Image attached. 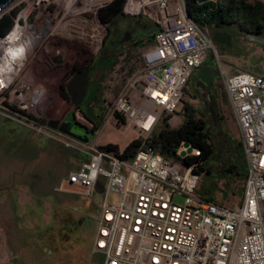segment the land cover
Here are the masks:
<instances>
[{
  "label": "built area",
  "instance_id": "built-area-1",
  "mask_svg": "<svg viewBox=\"0 0 264 264\" xmlns=\"http://www.w3.org/2000/svg\"><path fill=\"white\" fill-rule=\"evenodd\" d=\"M112 1L13 0L3 13L10 6L22 3L25 7L0 36V90L13 82L31 58L32 53L22 54L19 37L25 34L31 37V52L33 43L44 35L96 52L108 27L98 12ZM121 9L125 16L149 21L156 30L141 51V73L119 89L106 110L108 115L121 114L146 136L162 112L175 110L194 69L216 49L208 29L188 14L184 0H122ZM29 14L33 16L30 24ZM23 25L30 31L16 30ZM21 60L23 67L17 72L7 70ZM219 72L240 132L246 173L241 202L228 207L199 196L200 177L192 166L165 158L152 148L125 159L90 140L79 142L76 148L86 157L56 190L75 186L91 196L96 180L104 178L90 248L93 255L101 256L99 264H264V66L258 74ZM136 80L141 82L139 105L133 104L129 91ZM33 123L37 133L43 127L57 132L49 125ZM198 153L192 149L179 155ZM111 191L121 197L111 200ZM176 195L181 202L174 199Z\"/></svg>",
  "mask_w": 264,
  "mask_h": 264
},
{
  "label": "rangeland",
  "instance_id": "rangeland-1",
  "mask_svg": "<svg viewBox=\"0 0 264 264\" xmlns=\"http://www.w3.org/2000/svg\"><path fill=\"white\" fill-rule=\"evenodd\" d=\"M24 5L21 3L19 6H10L7 10L10 9L9 12L16 10L13 16L15 18L24 9ZM26 21L30 24L33 16L29 14ZM246 24L252 29L256 27V24H261V31L255 33L253 38L241 39L235 23L226 25L225 31L229 35V44L214 42L211 34L213 28H209L216 53L208 54L206 62L210 63L215 70L214 94L209 101L204 98L205 93L200 97L198 89L200 84L190 78L181 101L175 110L169 113L170 116L166 120L169 127H178L182 124L185 119L184 102L192 104L203 112L212 131L215 151L210 159L213 171L203 174V185L197 188V193L202 197L212 196L217 202L228 207H234L241 202L242 196L231 192L237 191L241 183L233 184L227 179V183L224 184L223 175L218 172L225 163L234 164L236 170L241 172H244L245 165L243 152L238 143L239 129L219 71L225 69L227 75L238 71L254 74L262 72L264 10H259L253 19L246 21ZM150 26V22L141 17L124 15L108 24L103 44L96 52L93 48L82 47L63 38L44 35L42 40L35 42V45L33 43L31 47L32 53L39 49V56H37L39 81L34 78L32 68H24L8 87L0 90V222L5 223L6 236L9 240H14L13 230L18 236L22 253L27 257L26 264L51 262L54 264H99L102 261L100 255L91 253V245H82L80 238L75 236L86 217H90L95 226V219L99 216L103 200L102 194L93 191L91 196H85L75 186H68L60 191L55 189L59 186L60 179L66 178L70 170H74L76 157H86L85 152L77 150L76 146L80 147L79 142L63 136L58 130L53 132L43 127V132L37 133L31 127L33 122L50 126L51 118L61 116L68 107L59 94L60 81L42 78L41 70L45 67V61L49 57H55L62 65L64 58V64L68 66L82 57L96 58L97 68L93 72L91 85L92 94L95 93L94 99L92 98L94 101L90 100L87 111L89 116H93L95 112L102 111L97 105L102 106L104 119L100 127L92 132V135L88 134L87 138H90V142L95 146L112 143L122 150L133 138L144 137L145 134L141 133L129 120L119 122L115 116L107 114V105L113 101L119 89L126 83V79L133 76L137 69L132 66V75L123 74V65L127 64L129 55L122 54L134 44L130 42L128 46V44L120 43L116 46V40L118 41L124 31H128L134 39L143 40L139 48L141 53L148 45L147 36L151 33L148 31ZM57 48H60V54H56ZM120 50L121 55L118 53ZM109 57L111 61L113 59L117 61L112 68L105 65V60ZM25 63L26 65L37 64L36 56L28 57ZM131 63H135L140 67H138L139 71L141 70V58H136ZM136 73L137 71L134 75ZM21 78L32 81L29 86L21 89L24 91L22 94V91L16 87ZM140 84V80H136L135 85L129 90L134 105H139L141 101L137 91ZM37 87L43 91L44 96L43 100L35 105L33 97ZM19 94L23 96L20 100ZM209 104L213 113H210ZM166 115L167 113H161L153 131L156 132L164 126L163 118ZM76 116L79 120L88 122V119L78 111ZM87 124L93 126L91 121ZM175 162L179 163V161ZM228 174L227 169L224 175ZM21 177L27 182L21 180ZM37 182L39 186L32 189L31 187ZM120 197L119 193L113 191L109 193L111 200ZM174 199L177 202L182 201L179 195H176ZM6 201L7 208L3 206Z\"/></svg>",
  "mask_w": 264,
  "mask_h": 264
},
{
  "label": "trees",
  "instance_id": "trees-1",
  "mask_svg": "<svg viewBox=\"0 0 264 264\" xmlns=\"http://www.w3.org/2000/svg\"><path fill=\"white\" fill-rule=\"evenodd\" d=\"M185 6L190 17L200 26L207 29L214 26H219L220 23H235L240 29H252L246 24L258 13L259 10H264L263 4L258 0H208L203 3H198L196 0H184ZM122 0H113L111 3L101 8L98 12V18L102 23L110 24L116 19L123 17L122 13ZM16 10H11L0 15V36L4 35L10 30L13 25V16ZM148 31L151 33L147 36V41L152 42L155 33V26L150 23ZM262 25L256 24L253 28L255 33L261 31ZM116 60L111 61L108 65L111 67ZM94 99L92 94L88 101ZM94 101V100H93ZM102 111H97L89 120L93 123L91 131L97 130L103 122V107L97 105ZM183 111L185 119L178 127H169L167 125V114L164 118V126L158 131H151L144 137L133 138L128 144L120 150L116 144L107 143L103 145L107 150H113L120 157L125 159L132 158L135 153L140 149L152 148L160 153L165 158H170L173 161H179L186 165L192 166L193 170L201 177L200 188L203 185V174L212 172V165L210 162L211 157L215 151V143L213 141L212 131L207 119L199 109L195 108L192 104L184 102ZM114 116L119 119V122H125V118L115 113ZM188 142L192 149L199 151L198 154H192L185 158L178 154L182 148L183 143ZM242 151V150H241ZM245 165V164H244ZM229 171V174L224 175V171ZM218 174H222L223 183H227V179L233 184L241 183L237 191H231L234 194H243V185L245 181L244 172L237 171L235 165L232 163L226 164L220 169ZM104 189V178L99 177L94 185V191L101 193ZM213 200L212 196L204 197ZM94 231V222L90 217H86L80 226V230L75 234L76 238H80L82 245L90 246L91 238Z\"/></svg>",
  "mask_w": 264,
  "mask_h": 264
},
{
  "label": "flooded vegetation",
  "instance_id": "flooded-vegetation-1",
  "mask_svg": "<svg viewBox=\"0 0 264 264\" xmlns=\"http://www.w3.org/2000/svg\"><path fill=\"white\" fill-rule=\"evenodd\" d=\"M231 23H225L222 24L220 23L219 26H214L212 25L209 28L211 29V34H213L215 31H221V32H227L225 31V26L229 25ZM208 28V32L210 33ZM237 31L239 32L240 38L243 39L244 37H254L255 31L254 29H240L239 26L236 25ZM132 37L131 34H129L128 31H124L123 35L116 40V46H118L122 41H125L126 39H130ZM36 56V61L37 64L33 65V63H28L25 65L26 69H33L34 73V78H36L39 81V49H36L34 53L31 54V57ZM45 67L41 70L42 72V78L45 80H51V81H60L58 84V90L60 96L63 98V100L66 102L68 107L65 109V111L62 113L61 116L51 118L50 120V126L53 127L54 129L59 131V128L64 130V132H61L63 136H66L68 138H72L68 136L67 132L70 131L74 133L78 139H75L78 142L84 143L81 141L83 137L87 138L88 134L92 135L91 127L89 124V114H88V105H89V97L92 95V90H91V85H92V77H93V72L97 68L96 64V58H90V57H82L78 59L77 61H74L71 65L65 66L64 64V58L62 59V65L59 64V59L55 57H49L47 61H45ZM207 62L203 63L200 66H204ZM85 70H88L87 78L88 82L86 85V93L85 96L83 97V100L80 101L77 105L73 104V100L77 99L80 93L79 89L75 90H68L67 85L69 82L79 76V74ZM62 72V73H61ZM215 73V70H214ZM213 73V77H214ZM192 80L194 81L193 75L191 76ZM208 82L204 83L202 81H194L195 83H199L200 85L198 86L199 89V95L200 97L202 96L203 93H205L204 98L206 100H211L212 95L214 94V80L209 82V80L206 78ZM39 87H37L35 93L38 91L39 92ZM20 89V88H19ZM95 94V93H94ZM23 111V110H21ZM76 111L80 112L83 117L88 119V122H83L79 120L76 116ZM60 132V131H59ZM73 139V138H72ZM90 138H87V141H89ZM86 141V142H87ZM1 176V172H0ZM49 264H54V263H49Z\"/></svg>",
  "mask_w": 264,
  "mask_h": 264
},
{
  "label": "crops",
  "instance_id": "crops-1",
  "mask_svg": "<svg viewBox=\"0 0 264 264\" xmlns=\"http://www.w3.org/2000/svg\"><path fill=\"white\" fill-rule=\"evenodd\" d=\"M258 1H260L262 4L264 3V0H258ZM143 40L142 39H134V36L132 35V37L128 40V39H126L125 41H122L121 43L122 44H128V46H129V43L131 42L132 44H134V46H131L130 47V49H128V51L127 52H124L123 54H122V51L120 50V51H118V53H119V55H125V54H128L129 55V60L127 61V64H124L123 65V74L124 75H132V73H131V71L133 70V68H132V66H134L135 67V69H136V67H137V69L135 70V72L137 71V73L134 75V73H133V76H131V77H129V78H127L126 79V83L125 84H127L133 77H135L136 75H139L140 73H141V71H142V67H143V62H142V67H141V70L139 71V66H136L135 65V63L133 64V63H131V62H134V59H136V58H138V59H140L141 58V56L139 57V54H141L140 53V51H139V48L141 47L140 46V44H141V42H142ZM148 44H150V42H148ZM117 50H118V47L116 48ZM65 49H63V51H64ZM65 52V51H64ZM58 54H60V50H59V53ZM113 60H115V59H113ZM112 60V61H113ZM142 60V59H141ZM111 62V60H110V57L108 58V59H106L105 60V65L107 66L109 63ZM206 62V61H205ZM204 62V63H205ZM117 63V61L115 62V64ZM114 64V65H115ZM114 65H112L111 66V68L114 66ZM139 67V68H138ZM110 68V67H109ZM124 84V85H125ZM123 85V86H124ZM231 111H232V109H231ZM232 114H233V111H232ZM233 116H234V114H233ZM237 123V122H236ZM237 126H238V124H237ZM238 129H239V127H238ZM239 134H240V132H239ZM238 143H239V146L241 147V150H242V146H241V140L240 141H238ZM83 158H80V157H76V161H75V168H74V170H70V172H72V171H75L77 168H78V166H79V162L82 160ZM31 175V174H30ZM33 175V174H32ZM64 178H61L60 179V181H62ZM21 180H25V178H22L21 177ZM25 182H27L26 180H25ZM59 184V183H58ZM200 184H201V177H200V179H199V183H198V187L200 186ZM39 186V182H37L36 184H35V186H33V187H31L32 189H35V188H37ZM197 187V188H198ZM55 189H56V187H55ZM50 193V192H49ZM51 194V193H50ZM214 201H216V199H213ZM217 202V201H216ZM4 203V202H3ZM217 203H219V202H217ZM221 204V203H220ZM7 205H8V203H7V201L4 203V207H6L7 208ZM223 205V204H222ZM13 234L15 235V237H14V240L13 241H11V240H9L8 238H7V236H6V226H5V223L4 222H0V264H26L25 263V258H27L26 257V255H24L23 253H22V246L20 245L21 244V242H20V240H19V238H18V236L14 233V230H13ZM26 245V244H25ZM27 249V248H26ZM28 250V249H27ZM26 250V251H27ZM27 253V252H26ZM90 259H92L91 258V256H90Z\"/></svg>",
  "mask_w": 264,
  "mask_h": 264
},
{
  "label": "water",
  "instance_id": "water-1",
  "mask_svg": "<svg viewBox=\"0 0 264 264\" xmlns=\"http://www.w3.org/2000/svg\"><path fill=\"white\" fill-rule=\"evenodd\" d=\"M13 0H0V15L3 13L4 9L12 2ZM198 3H203L208 0H196ZM212 39L216 43H224V44H229V35L226 32H221V31H215L212 34ZM213 73L214 69L212 68L210 63H206L204 66H198L194 69L193 71V77L194 81H202L204 83L208 82L206 78L209 80V82L213 78ZM88 70H85L79 74V76L73 78L69 84L67 85L68 90H75L76 88L80 90L79 96L77 99L73 100V104L77 105L80 101L83 100V97L85 96L86 93V85L88 82L87 78ZM209 110L210 113H213L211 109V104H209ZM60 132H64L61 127L59 128ZM68 136L72 137L73 139H78V137L68 131L67 132ZM82 142H86L87 138L83 137L81 139ZM192 148L189 145L188 142L183 143V149L180 150V155L183 156L187 152H191Z\"/></svg>",
  "mask_w": 264,
  "mask_h": 264
},
{
  "label": "bare ground",
  "instance_id": "bare-ground-1",
  "mask_svg": "<svg viewBox=\"0 0 264 264\" xmlns=\"http://www.w3.org/2000/svg\"><path fill=\"white\" fill-rule=\"evenodd\" d=\"M23 29L25 32H26V30H28V31H30V27L28 26V25H23V26H21V27H19V26H17L16 27V30L18 31H20V29ZM21 29V30H22ZM16 37V36H15ZM20 38V40H21V50H23V52H22V54H23V57H28L32 52L30 51V49H28V48H30V45H31V37L29 36V35H23L22 37H19ZM13 40H14V38H13ZM21 67H23V62H22V60L21 61H19V63H17V65H9L8 67H7V70L8 71H13V72H17V70H19ZM32 83V81L31 80H27V78H23V79H21L19 82H18V84H17V86L16 87H18V88H20V90L21 89H23L24 87H27V86H29L30 84ZM39 89V88H38ZM22 92H21V94L24 92L23 90H21ZM21 94H19V96H21ZM43 96H44V93H43V91H40L39 90V92L37 91L35 94H34V100H33V103L35 104V105H37V104H39L42 100H43ZM19 98V100L20 99H22L23 98V96H21V97H18Z\"/></svg>",
  "mask_w": 264,
  "mask_h": 264
}]
</instances>
